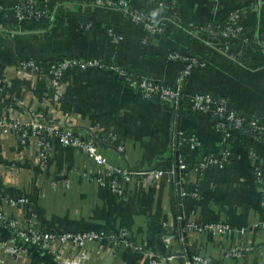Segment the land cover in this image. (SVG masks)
<instances>
[{
	"label": "crops",
	"instance_id": "0c3cea01",
	"mask_svg": "<svg viewBox=\"0 0 264 264\" xmlns=\"http://www.w3.org/2000/svg\"><path fill=\"white\" fill-rule=\"evenodd\" d=\"M18 1L0 0V85L5 76L10 79L0 95V115H21L6 112L9 97L18 98L57 122L68 119L77 128L113 134L123 151L117 146H101L99 153L109 164L160 171L162 175L157 180L152 176L134 178L125 186V201L95 182L80 179L79 173L91 168L92 160L63 147L58 140H52L50 167L46 178H41L35 151L22 146L18 135L1 133L0 211L31 221L41 230L125 231L143 251L139 255L122 245L114 248L109 258L111 244L103 242L102 250L91 254L86 264H149L155 254L161 259L201 254L214 264H264L263 235L254 229L264 223V185H257L254 177L256 169L264 174V145L260 141L233 131L224 142V134L211 116L147 100L117 75L101 69L67 74L62 100L48 98L47 79L15 76L12 71L24 60H109L166 84L183 87L186 83L188 95L202 92L228 98L230 108L264 126V51L257 43L264 39V0H129L132 7L165 26L162 35L151 36L146 44L144 26L107 0H37L52 11L50 24L34 18L19 20L14 11ZM237 11L243 33V41L236 42L243 48L239 60L224 51L223 40L200 31L205 24L222 23ZM110 28L123 37L120 42L108 34ZM172 53L192 55L204 67L194 69L185 80L186 63L171 59ZM193 138L200 142L196 150L190 147ZM224 147L231 151L224 167L212 165L201 173L193 169L205 155L217 154ZM180 162L186 169H180L178 176ZM68 172L69 188L50 185ZM21 197H26L29 205L13 208L10 201ZM190 222L199 226L226 222L246 231L240 237H214L187 230ZM238 244L253 250L242 259L230 258L227 250ZM48 261L44 263L52 264ZM25 263L23 259L7 264Z\"/></svg>",
	"mask_w": 264,
	"mask_h": 264
},
{
	"label": "built area",
	"instance_id": "2783aa9c",
	"mask_svg": "<svg viewBox=\"0 0 264 264\" xmlns=\"http://www.w3.org/2000/svg\"><path fill=\"white\" fill-rule=\"evenodd\" d=\"M102 1V0H99ZM112 6H116L131 17V19L136 24L144 25L146 30V35L149 39L152 35L162 34L164 29L162 26L158 25L154 19L148 17V14L141 9L129 7V3L123 0H107ZM38 3L37 0H19L14 6V11L17 14L19 20L23 21L26 19L34 18L44 22L46 19L51 18L53 13L50 9L43 12H37L35 5ZM46 8V7H45ZM1 9V6H0ZM38 15V17H36ZM241 13H232L221 25L219 24H208L201 27V33L209 35V37H215L224 41L222 43V48L225 52L229 53L232 58L239 60L243 56V48L238 47L236 42L243 41L242 39V29L239 25ZM153 23V24H151ZM152 27H151V26ZM108 34L115 37L119 42L123 37L117 33L114 28L107 30ZM147 42V39L144 40ZM257 43L263 47L264 51V39L259 38ZM245 46V43H243ZM170 58L174 60L182 59L186 63V68L184 70V76H189L191 72L197 67H204V65L192 55H184L181 57L180 54L172 53ZM89 69H101L104 71L111 72L121 78L124 82L128 84L129 87L138 90L142 96L147 100H155L164 105L175 108L181 111L183 108H188L194 113H204L211 116L216 123L218 131L224 134V142L231 137L233 131L246 132V129L251 130V135L264 145V126L256 118H251L244 115L237 110L230 108V101L228 98L221 96H214L207 93H195L188 95L182 91L180 84H166L159 80L150 79L148 77L141 76L136 72H129L126 68L119 65L106 67L102 64L101 60L97 59H83V58H62L52 62H42L38 60H24L12 68L15 76H33L36 78H45L49 83V93L48 98L51 100H62L64 98L63 94V80L64 77L75 71H87ZM185 78V79H186ZM8 77H4L2 84L0 85V95L3 93L5 87L9 82ZM7 113H17L21 114L15 118H9L5 115H0V134H16L19 137V141L22 146L30 147L32 151L36 153V162L38 175L41 178H46V174L49 170V161L52 154V138L57 139L58 142L66 148L73 149L80 154H83L90 160H92L93 165L86 171L79 173V178L84 180L86 183H97L100 187L111 190L118 198L127 201L125 196L126 188L125 186L129 184L134 178L140 177H150L153 179H158L162 172H146L142 170H132L124 167H116L109 164L99 153L100 145H112L117 146V149L122 152L123 147L116 145V139L113 134L108 132H103L101 130H95L94 128H78L76 130L72 124L68 121L62 123L52 120L46 116H42L35 109L25 106L22 100L14 97H9L6 104ZM26 120H22V117ZM183 137V135L181 134ZM112 143V144H110ZM190 147L196 150L200 142L197 139L189 140ZM181 146V142H178V147ZM231 151L227 147L221 148L220 152L217 154H207L200 159L193 167L197 172L201 173L208 167L215 165L220 168L224 167L230 161ZM179 164L180 169H186L185 164ZM172 176L175 174L174 170L169 172ZM65 175V174H64ZM71 177L70 174H66ZM65 177V176H64ZM255 181L257 185H264V174L261 169L255 170ZM54 180V182H53ZM50 181V185L53 187L55 185V179ZM64 187L69 188L71 186V180L62 178ZM53 182V183H52ZM61 185V182H59ZM54 188V187H53ZM13 208H20L22 206L29 205V200L26 197H21L17 200L10 201ZM183 223L184 218L180 219ZM0 226L5 228L10 232H14L18 240L28 243H38L40 246H45L47 243L51 242V239L55 237L60 239L65 237L64 240L73 243L78 246H83L87 248L90 241L94 240H104L109 242H123L126 243L131 249L142 255V249L136 244L131 242L128 237L127 232H120L118 234L108 233L101 234L92 231H80L73 234H67L60 236L57 232L45 233L34 226V223L29 221L25 222L23 220L6 215L4 212L0 211ZM187 226V230L196 231L199 233H207L214 237H232L233 235H238L239 237L243 235L246 229L238 230L226 222H211L203 226H199L194 222H190ZM37 230H36V229ZM255 230L259 231L263 235L264 240V223L255 225ZM79 238V240H77ZM9 239V238H8ZM21 239V240H20ZM13 242L14 240L11 239ZM9 240L5 237L0 236V253L4 255L11 254L9 251H3L2 245H6ZM4 243V244H3ZM88 244V245H87ZM16 246V247H15ZM15 248L25 250L24 247H19L15 244ZM86 248L81 249L82 256L86 253ZM252 247L245 246L244 244L233 245L227 250V255L230 258L242 259L251 252ZM15 253V252H13ZM20 253L17 255V257ZM18 257L17 259H19ZM180 259L182 264H214L208 257L201 254H191L189 257L184 255H176L168 258L161 259L157 254L150 256L149 264H170L172 260Z\"/></svg>",
	"mask_w": 264,
	"mask_h": 264
},
{
	"label": "rangeland",
	"instance_id": "374dc122",
	"mask_svg": "<svg viewBox=\"0 0 264 264\" xmlns=\"http://www.w3.org/2000/svg\"><path fill=\"white\" fill-rule=\"evenodd\" d=\"M127 3L130 4L129 0H127ZM129 7H132V5L130 4ZM133 8H135V7H133ZM145 13H147V12H145ZM148 17H150L151 19H154V17L151 15H148ZM155 21L158 22V25L162 26V28L164 29V32H165V28H164L165 26L163 27V25L159 21H157V20H155ZM151 24H153V23H151ZM206 25H208V24H205L204 26H206ZM162 34H155V35H152V37L159 36ZM146 39L148 41V37ZM146 43L147 42H145V44ZM4 91H5V88H4V90H2V92H4ZM65 121H68L70 124H72V122H70L68 119ZM60 123H62V122H60ZM72 125L76 130H78V128L74 124H72ZM52 140H53V138H52ZM55 140H57V139H55ZM49 167H50V161H49ZM68 174H69V172H68ZM48 177H49V175H48ZM62 178H66L67 180L70 181V178L68 175H66L65 177L62 176ZM63 181L64 180H62V181H56L55 180V185L53 187L57 189L60 186H63L64 185ZM53 182H54V180H53ZM59 182H61V185L59 184ZM34 226L36 227V225H34ZM39 230H41V229H39ZM42 231H44L45 233L57 232L60 236H64L67 234H73L76 232H80L81 230L76 231V232L75 231L74 232L73 231H57V230H51V229L42 230ZM92 232H95V231H92ZM9 234H11V235H9V237H7V240H9V242H7L6 245L3 243L4 245H2L1 248H3V251H9L10 250L11 254L4 255L1 253L2 257L0 256V264H7L11 260L16 261V262H21V260H23V259L26 262L25 264H42V263L45 264L48 260H49L48 262H51L52 264H86L87 262L90 261L89 259H91V254H93L94 252H97L99 250H102L101 245L103 244V242H109L106 239H104V240L98 239L97 241L94 240L93 242H91V240H89L90 243H89V245L87 244L88 245L87 248L84 247V248H86V250H85L86 253L84 254V256H82L81 249H84L83 246H86V245L85 244L83 246L75 245L73 243L65 241L64 240L65 237H62L60 239H56L55 237H53L51 239V242L47 243L45 246L42 247L38 243H33V244L28 243V242L21 243L18 240V238L14 235L15 234L14 232H10ZM101 234H104V233H101ZM11 239H13L14 242ZM77 240H79V238H77ZM16 243L18 244L19 247H24L25 250L19 249L20 251H18V249L15 248ZM109 243L111 244V247H112V250H110L108 253L109 258H111L113 256L114 248H117L118 246H122V245H124L125 247L128 246L126 243H123L121 241L120 242H117V241L113 242L112 241ZM94 246H96V248L92 252V249ZM0 251H2V250H0ZM13 252H15V253H13ZM19 253H20V255L18 257H20V258L17 259L18 258L17 255Z\"/></svg>",
	"mask_w": 264,
	"mask_h": 264
},
{
	"label": "trees",
	"instance_id": "16d2710c",
	"mask_svg": "<svg viewBox=\"0 0 264 264\" xmlns=\"http://www.w3.org/2000/svg\"><path fill=\"white\" fill-rule=\"evenodd\" d=\"M35 8H36V11L39 12V13H40V12H43V11H45V10H47V8H45L44 6L40 5V3H37V4L35 5ZM36 17H38V15H36ZM44 23H46V24H47V23H48V24L52 23L51 18L46 19V20L44 21ZM223 23H224V22H222L221 25H222ZM102 64H104L106 67L117 66L116 63L111 62V61H109V60H103V61H102ZM126 70L129 71V72H131L130 69H127V68H126ZM251 118H253V117H251ZM245 133L248 134V135H251V130H250L249 128H247ZM110 144H112V143H110ZM100 146H104V145L102 144V145H100ZM85 232H88V231L85 230ZM9 233H10L9 230H7V229H5V228H2V234H1V237H6V238H7V237H9V235H11V234H9Z\"/></svg>",
	"mask_w": 264,
	"mask_h": 264
},
{
	"label": "water",
	"instance_id": "95a60500",
	"mask_svg": "<svg viewBox=\"0 0 264 264\" xmlns=\"http://www.w3.org/2000/svg\"><path fill=\"white\" fill-rule=\"evenodd\" d=\"M185 80H188V78H186ZM186 84V83H185ZM185 84L183 85L182 87V91L184 92L185 91ZM179 154L177 153V158H178ZM178 160V159H177ZM177 164H178V161H177ZM176 171H177V174L178 176L180 175L181 171H180V168H179V165H177V168H176ZM182 213V211H181ZM183 225H184V222H183Z\"/></svg>",
	"mask_w": 264,
	"mask_h": 264
}]
</instances>
